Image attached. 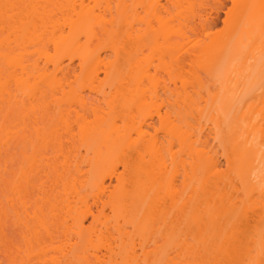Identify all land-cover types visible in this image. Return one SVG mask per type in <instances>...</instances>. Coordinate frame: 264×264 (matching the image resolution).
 <instances>
[{
  "label": "snow or ice",
  "instance_id": "obj_1",
  "mask_svg": "<svg viewBox=\"0 0 264 264\" xmlns=\"http://www.w3.org/2000/svg\"><path fill=\"white\" fill-rule=\"evenodd\" d=\"M39 7L3 4V34L6 38L15 35L28 39L30 33H39L35 47L48 54V64L58 66L59 45L52 50L48 33L42 32L43 18L30 11ZM72 7L87 9L83 15L87 35L92 43L100 41L110 47L106 59L111 68L106 71L101 66L90 76L82 72L65 82L55 71L40 68L39 63L28 68L31 58L17 56L14 63L6 59L4 77L0 79L5 124L7 127L12 122L30 148L23 155L13 154L5 140L3 244L7 258L0 264H47L34 259L33 252L38 243L45 242L42 237L52 235L45 225L56 209L53 173L62 171L56 165L63 159L64 150L82 140L86 130L101 117L121 127L126 151L115 171L123 185L136 190L140 181L151 180L153 201L140 213V221L132 223H127L124 210L115 204H106L99 213L85 206L83 214L65 222L72 229L60 237L69 243L75 241L74 255L85 240L92 248L108 244L104 229L112 225L130 234L117 237L128 243L121 244L122 251L105 260L73 258L60 260L59 264H264V125L260 131L262 168L257 197L248 174L251 144L247 142V125L241 128L240 122H233L217 126L215 136L223 146L226 165L218 159V153L206 150L200 130L214 110L217 89L212 75L200 63L194 61L188 68L182 59L186 52L195 55L205 48V37H210L211 29L216 27V11L227 10V30L230 21L241 23L243 10L255 6L216 0L170 5L171 12L165 13L160 12L163 6L158 4ZM182 8L193 11L182 15L178 11ZM261 24L264 26V4ZM101 51L91 53L92 63L100 59ZM130 64H135L139 80L134 95L135 81L127 79ZM117 72L124 86L112 83V75ZM157 115L159 123L152 128L149 120ZM152 161L159 164L154 178L151 172H144L147 162ZM10 202L13 206L27 204L31 216L22 240L10 230L16 220L22 219L10 215ZM257 206L261 214L260 230L254 237L258 258L248 241L252 235L250 218ZM109 207L111 211L106 212ZM89 220L85 229L83 225Z\"/></svg>",
  "mask_w": 264,
  "mask_h": 264
},
{
  "label": "bare ground",
  "instance_id": "obj_2",
  "mask_svg": "<svg viewBox=\"0 0 264 264\" xmlns=\"http://www.w3.org/2000/svg\"><path fill=\"white\" fill-rule=\"evenodd\" d=\"M197 2L200 4L209 2L215 3L216 0H196V2L195 0H165V2H163V0H0V8H2V5L5 3L42 6L31 9L30 11L43 18L45 23L42 32L48 33V43L52 50L56 51L57 45H59L60 51L58 66L57 64H48V54L40 48L35 47L37 41L40 39L39 33H30L28 39H19L15 35H9L6 38L3 34V23L0 22V79L4 77L6 59L9 63H14L17 56L25 59L31 58L28 59V68H33L39 63L40 68L47 67L49 71H55L59 74V78L64 79L65 82H69V79H71V73L74 71L73 69L71 70L70 67L73 65H71V63L75 59L79 60L78 63L81 68L80 73L86 72L88 76L98 71V68L101 66L106 71L111 68V63L106 59L107 56L104 53V51H110V47L106 43L100 41L92 43L87 35V26L83 23V15L87 12V9L80 10L72 6L91 5L96 3L158 4L163 6L160 12L165 13L171 12L169 8L170 5H196L195 3ZM222 2L228 3L226 0H222ZM235 2L241 5L255 6L252 7V17L249 19L250 14L247 13L248 9H244V18L241 23L234 25L230 21L227 30H224L225 32L223 34H212L210 37H205L208 39V42L202 52L196 53L195 55L186 52L182 59L183 65L187 60L200 63V67L210 73L215 81H217V84L214 83L217 87V92L214 94V110L212 113H209L208 117L204 120V128L200 130L202 142L207 145L206 150L211 151L213 154L218 153L214 145V143L217 142L215 136L217 126L224 127L226 124L233 122H240L241 128L247 125V142L251 144V148L249 149L250 159L248 162V174L250 181L256 186V196L258 197L262 168L259 145L261 141V126L264 125V86H261L262 84L259 83L260 80H263L262 77L261 79L258 78L262 75V70L257 72L260 70L258 69L259 62H257L258 65L255 63L257 66L255 65L254 68L258 69L256 71L253 69V66H251L254 65L253 62L248 63L247 59L249 58L248 61H250V59L255 57V53L252 52L254 49L259 50L258 47L264 46V26L261 24V19L259 18L260 20L256 21L255 17L256 15L258 16L257 12L261 13V5L264 4V0H235ZM178 11L183 15L193 11V9L182 8ZM225 12L227 18L228 13L227 11ZM218 15H220L219 11H216L214 13L215 19L213 23L217 21ZM0 21H2V17H0ZM257 41H259V43ZM101 48L102 51L98 53L100 59L92 63L91 53ZM67 60H69V63L66 62ZM201 61L203 62L201 63ZM261 66L262 64H260L259 67ZM129 69L127 79L129 82L135 81V87L133 88L134 95L135 91L139 89V80L135 75V64H130ZM21 70H25L24 66H21ZM253 70L256 72L254 73ZM112 83H118L124 86L121 73L117 72L112 75ZM205 103H207L206 99ZM4 114L5 104L2 92H0L1 188L3 187L2 164L4 160L5 140H8L13 154L18 153L17 147L20 146L21 142V144H23L27 141L26 138L13 127L12 122H9L6 127ZM156 117L158 120L160 119L158 115ZM156 117H152L149 120V124L152 128H154L153 120ZM121 123H123V121H121ZM213 140L216 142L212 143ZM79 141V145L83 146L86 152L84 157L82 156L80 159L77 155L75 158L71 156L74 159L73 161L69 155L65 156L63 164L56 165V167L62 169V171L53 173L56 176L54 183L56 187H61V190L56 195V209L55 213L51 216L52 220H48L45 225L48 232H52L51 229L53 227L51 225L57 226L58 223L60 225L59 228H64L63 233L65 231H71L72 225L66 224L65 222L70 220L73 216L83 214L85 206L92 208V206H90V198L93 199L98 209L100 206L104 209L106 204H115L118 209L122 208L124 210V215L127 217V223H132L134 220L140 221V213L145 207H150L153 201V185L151 180L148 182L140 181V186L136 190H130L123 185L119 173L115 171L117 165L121 162L123 153L126 151V144L122 136L120 125L110 124L101 117L95 124L91 125L86 130L84 138ZM218 144L221 145L217 142V145ZM220 148H223V146L221 145ZM222 154L224 157V153ZM218 159L221 160L219 155ZM81 162L85 163L87 169H84L83 163L81 164ZM225 162L226 165L227 161ZM158 167L159 164L155 161L147 162L144 172L146 175L151 172L154 178ZM114 177H117L119 180V187L117 186L118 188L115 191H111V194H108ZM101 184L103 185L102 187ZM1 198L3 199V197ZM5 209L6 195L5 200L0 199V216L2 215L0 219V232L2 231L3 233ZM8 211L14 218H22L16 220L13 225L17 228L24 229L23 233H25L27 230L26 222L31 219L27 211V204L13 206L10 202ZM98 211L100 212V209ZM257 213L258 215H256ZM253 214L256 215V218L259 216V221L255 218V221L257 220V225L256 227L253 226V230H250L252 235L248 237V241L251 242L252 248L255 249V255L258 258L259 248L254 238L258 235L261 225V214L258 206L255 207ZM124 223L125 221L121 220V224ZM83 227L87 229L88 226L84 223ZM104 232H111L110 234H113L114 238L112 235H110V238L112 237L111 239L116 241V245L109 240L113 245L108 243V245L106 244L107 246L101 247L106 249V252L101 250L99 246L95 248L90 247L87 240H85L77 246L75 255L73 254L72 246L69 245L70 249L65 247L62 248V244L58 246L59 248L50 247L56 249L57 251L55 252L60 251L59 254L61 253V257L58 258L55 255V257L48 258L47 253L50 248H48V246L42 247L45 242L37 244L40 247L38 249L39 251L37 250V252L34 250L33 255L39 258L40 261L49 262L48 264H59L60 260L73 258L105 260L121 252V244L127 245V240H118L117 237L129 236L130 234L121 232L117 225L106 227ZM47 237L50 238L53 236ZM107 239H109V237ZM73 244L75 243L73 242ZM138 246L140 245L137 244V247ZM91 248L93 250L92 252H90Z\"/></svg>",
  "mask_w": 264,
  "mask_h": 264
},
{
  "label": "rangeland",
  "instance_id": "obj_3",
  "mask_svg": "<svg viewBox=\"0 0 264 264\" xmlns=\"http://www.w3.org/2000/svg\"><path fill=\"white\" fill-rule=\"evenodd\" d=\"M199 1V0H198ZM212 1V0H211ZM163 2H165V0H163ZM195 2H196V0H195ZM226 2H228V4H231V2H232V0H226ZM198 3V2H197ZM195 3L196 5H198V4H200V3ZM225 11H227V10H225ZM220 12L219 11V14L220 15H218V19H217V21L215 22V23H213L216 27L215 28H213V29H211V31H212V33H213V35L214 34H223L225 31H224V29H225V24H224V21H225V19H226V12ZM248 14H250V16H249V19H250V17H252L251 15H252V13H253V10H252V8H249L248 9V12H247ZM257 14H258V16L256 15L255 17H256V21H258V20H260L261 19V13H258L257 12ZM248 16V15H247ZM260 18V19H259ZM256 35V34H255ZM207 41H208V39H206ZM258 43H259V41H257ZM258 43H257V45H258ZM260 43H261V41H260ZM261 45H262V43H261ZM264 45V44H263ZM260 46V45H259ZM262 48H264V46H260V47H258V49L259 50H257V49H254L252 52L253 53H255L254 54V56L255 57H253L252 59H250V61H248L249 60V58L247 59V62L249 63H252L253 62V64L254 65H251V66H253V69H255L254 68V66L257 64V62H259V66H260V64H262V61H264L263 59H264V57H262ZM256 50V51H255ZM109 52L110 51H104V53H105V55L107 56L108 54H109ZM250 57H252V56H250ZM66 62H68L69 63V60H67ZM65 62V63H66ZM79 60L78 59H75V60H73L72 61V63H71V70L73 69V73H71L72 75L70 76L71 77V79H69V82H70V80H72V79H75L76 78V76H78L79 74H80V72H81V68H80V66H79ZM193 61H191V60H187L185 63H184V66L185 67H188V68H190V67H192L193 66ZM256 63V64H255ZM250 65V64H249ZM258 65V64H257ZM256 65V66H257ZM248 66V65H247ZM258 66V69H260L259 71H257L258 69H255L257 72H260L261 70H262V66L261 67H259ZM76 70V71H75ZM254 71V70H253ZM252 71V72H253ZM256 71H254V73L256 72ZM254 73H252V74H254ZM261 74H262V72H261ZM74 75H75V77H74ZM257 75V74H256ZM259 75V74H258ZM255 76V75H254ZM261 77H262V79L263 80H260L259 81V83H261L262 85L261 86H264V76H262V75H260V77H258V78H260L261 79ZM213 86L217 89V87L214 85V83H216L217 81H215V79L213 78ZM217 84V83H216ZM258 85H260V84H258ZM218 86V85H217ZM262 89V88H261ZM261 89H260V91H261ZM263 90H264V87H263ZM156 117V116H155ZM153 121H155V122H153V127L155 128L156 127V125L159 123L158 121V118L156 117ZM155 123V124H154ZM214 136V135H213ZM212 137V136H211ZM80 142V141H79ZM76 143V142H74L73 143V145H72V148L71 149H65L64 150V155H63V159L62 160H60L59 161V163L57 164V165H61V164H63V162H64V160H65V156H67V155H69L70 157L72 156V157H74L75 158V156L77 155L78 156V158H80L81 159V157L83 156L84 157V155L86 154V152H85V149H84V147L83 146H81V145H79L80 143ZM213 142H216V141H212V143ZM218 142V141H217ZM217 142L216 143H214V145L216 146V150L218 151V155L220 156V158H221V160L222 161H226V160H224V157H223V154L222 153H224L223 151V148H220V146L221 145H217ZM22 143V142H21ZM20 143V146H18L17 148H18V150H17V152L20 154V155H23L25 152H27L28 151V149L30 148V145H29V143H28V141H26V143H23V144H21ZM15 151V150H14ZM80 152V153H79ZM222 155V156H221ZM71 157V159L74 161V159ZM83 159V158H82ZM72 161V162H73ZM83 162H81V164H82ZM226 163V162H225ZM83 166H84V169H87V167H86V165H85V163H83L82 164ZM122 170V169H121ZM54 175V182H55V178H56V176H55V174H53ZM109 182V181H108ZM120 184V182H119V180L117 179V177H114L113 178V181L111 182V185H110V189H109V192H108V194H111V191H115L119 186ZM118 186V187H117ZM2 189H4V187H0V199L1 200H5V193H4V190H2ZM61 190V187H58L57 186V192H56V195L59 193V191ZM3 191V192H2ZM1 197H3V199L1 198ZM107 199V198H106ZM107 200H109V199H107ZM74 203V202H73ZM90 206H92V208H94L95 209V211L97 212V213H99V209L101 210L102 209V206H100L99 207V209H98V207L96 206V204L94 203V201H93V199H91L90 198ZM169 207H171V205L169 204ZM111 211V209H110V207L109 208H107L106 209V212H110ZM61 215V214H60ZM256 215H258V213L256 214ZM256 215L255 214H253L252 215V217H251V222H250V230L252 229H254V227L253 226H255L256 227V225H257V220L259 221V216H257V218H256ZM255 216V217H254ZM61 217V216H60ZM2 218V215L0 216V219ZM51 218V219H50ZM49 218V221H51L52 220V217H50ZM255 218L257 219L256 221H255ZM254 221V222H253ZM256 222V223H255ZM91 223V221L89 220V221H87L86 222V224H87V226H88V224H90ZM252 223V224H251ZM255 223V224H254ZM56 225V224H55ZM53 228L51 229V231L53 232V235H51V236H53V237H47L48 235L46 234L44 237H42L43 239V241H45V243H44V245H42V247L44 246H48V248H50V247H58V246H60V245H62L61 247L62 248H68V249H70V247H69V245L70 246H72L73 245V242L75 243V241H73V242H71V244L69 243L68 244V242L66 241V240H62L60 237H61V235L63 234V229L64 228H59L60 227V225H59V223H58V225L57 226H54V225H51ZM11 231H13L14 233H15V235L17 236V238L18 239H23V236H24V233H23V230L24 229H21V228H17L16 226H12V228L10 229ZM51 232V233H52ZM3 232L1 231L0 232V255H1V257H0V260H4V259H6L7 258V256H6V253H5V248H4V244H3V241H4V233L2 234ZM111 233V232H110ZM110 233H106L105 232V238H106V240L108 241V243H110V241L113 243V244H115V240H113V239H111L112 237L114 238V236H113V234H110ZM107 234H108V237H109V239H107L108 237H107ZM110 235H112V237L110 238ZM52 238V239H51ZM110 240V241H109ZM63 242H65V243H63ZM67 243V244H66ZM112 243H110V244H112ZM81 244V243H80ZM109 244V245H110ZM112 244V245H113ZM65 245V246H64ZM67 245V246H66ZM108 245V244H107ZM107 245H105V246H107ZM116 245V244H115ZM139 245V244H138ZM87 248H89L88 246H86ZM104 247V246H103ZM138 247H140V246H138ZM40 247L37 245V248L35 249V251H37L38 249H39ZM53 248H50L49 250H48V253H47V256H48V258L49 257H55V255L59 258V257H61V253L59 254V252L60 251H58V252H55V251H57L56 249H53ZM59 248V247H58ZM86 248V249H87ZM101 248V247H100ZM54 250V251H53ZM59 250V249H58ZM88 250V249H87ZM91 251L90 252H92L93 250H92V248L90 249ZM101 250H103L104 252H106V249H104V248H101ZM39 251V250H38ZM37 251V252H38ZM47 251V250H46ZM49 251H50V253H49ZM34 256V255H33ZM36 256H34L33 258L34 259H37V260H39V258H35ZM56 257V258H57ZM50 261V260H49ZM49 263V262H48ZM47 263V264H48ZM50 263H51V261H50ZM52 264V263H51ZM53 264H55V263H53Z\"/></svg>",
  "mask_w": 264,
  "mask_h": 264
}]
</instances>
